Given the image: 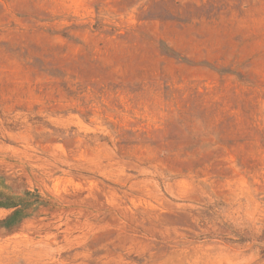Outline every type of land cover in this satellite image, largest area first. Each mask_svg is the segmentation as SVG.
<instances>
[{"label": "rangeland", "instance_id": "374dc122", "mask_svg": "<svg viewBox=\"0 0 264 264\" xmlns=\"http://www.w3.org/2000/svg\"><path fill=\"white\" fill-rule=\"evenodd\" d=\"M0 264H264V0H0Z\"/></svg>", "mask_w": 264, "mask_h": 264}]
</instances>
